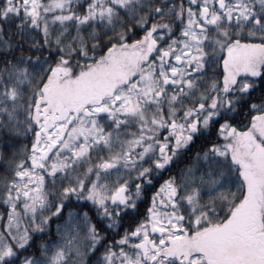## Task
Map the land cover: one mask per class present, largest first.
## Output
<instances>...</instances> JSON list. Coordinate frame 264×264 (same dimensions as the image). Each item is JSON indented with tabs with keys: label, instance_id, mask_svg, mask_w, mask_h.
Instances as JSON below:
<instances>
[{
	"label": "snow or ice",
	"instance_id": "6c2138e0",
	"mask_svg": "<svg viewBox=\"0 0 264 264\" xmlns=\"http://www.w3.org/2000/svg\"><path fill=\"white\" fill-rule=\"evenodd\" d=\"M0 264H264V0H0Z\"/></svg>",
	"mask_w": 264,
	"mask_h": 264
}]
</instances>
